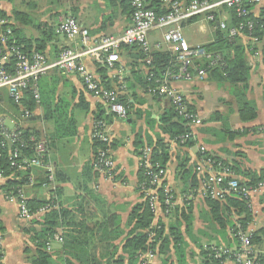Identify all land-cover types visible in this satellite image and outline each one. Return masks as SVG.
<instances>
[{"label":"crops","instance_id":"obj_1","mask_svg":"<svg viewBox=\"0 0 264 264\" xmlns=\"http://www.w3.org/2000/svg\"><path fill=\"white\" fill-rule=\"evenodd\" d=\"M107 5L106 0H24V10H21L18 5L16 6L15 0H0V11L10 17L14 28L19 30L25 42L31 43L32 49L37 48L36 41L41 38L46 26L53 29L55 37L46 43L44 52L49 61L53 62L64 49L77 51L81 48L79 40L70 41L58 32L59 23L68 16L74 17L89 29L91 45H96L102 36L123 33L130 25V17L121 13V9L112 10ZM263 8L264 0L260 6L252 10V14L259 16ZM15 12L24 13L29 18H14ZM110 16L114 17L113 23L107 22L104 26V21H109ZM198 24L203 23H188L187 26L184 24V31ZM201 28L203 29L195 34L202 35L207 41L195 44L196 37H191V43L205 46L214 39V31L206 24ZM160 37L161 35L156 32L151 35V41L155 42ZM241 41L245 45V56L250 68L246 97L256 105L257 119L249 123L240 120L237 90L227 83L216 82L210 78L204 82H173L172 86L184 95L189 105L203 120L202 126L192 128L193 147L180 145L163 133L161 120L165 112L171 108L170 101L148 95L144 86L148 77L147 66L135 57V53L125 49L120 52L115 69H106L108 78L106 83L115 85L123 81L128 87V92L123 96L127 103L128 118L119 120L109 115L106 110L109 117L106 122L113 140L112 154L116 171L114 181L103 178L94 170V177L88 179L86 176V168L91 167L96 152L92 139L95 113L99 108L104 110L105 108L86 90L79 75L52 69L42 77L39 82L40 103L32 111L30 118H26L23 109L13 103L6 89H0V122H3L10 131L20 129L36 131L41 134L42 141L51 138L48 157L57 175L56 188H60L59 204L76 215L74 222L82 221L90 226L105 221L107 215L118 217L123 235L114 244L118 250L117 256L125 257L123 253L125 238L135 225L131 221V214L135 206L143 202L138 190L140 155L135 146L136 139L140 136L145 143L149 138L164 139L170 156L165 168V183L174 192L176 207L182 208L184 203L192 201L191 235L185 233V226L182 227L188 243V264H201L203 258L199 245L215 244L219 240L226 245L232 243L229 232H226L225 238L222 239L216 231L219 227L208 221L209 209L205 200L196 191L202 177L198 170L203 165L201 147L206 148L207 153L221 161L239 164L242 170L255 172L264 170V54L260 50V55L256 56L249 48L250 42L244 38H241ZM83 61L101 80L102 67L95 64L90 57L83 58ZM59 111H63V115L65 112L69 115L68 121L70 118L74 121L73 134L69 131L64 136L59 135L54 125L55 120H48L50 112L59 116ZM212 118L217 120L211 121ZM229 133L238 135L230 138ZM34 175L40 180L44 176L39 169L34 171ZM9 180L10 176L0 177V232L4 239L3 248L0 250L2 256L0 264H33L37 248L32 241V234L33 229L39 228V225L34 223L35 221L41 223L43 215L28 220L20 216L19 203L10 202L5 197L4 188ZM38 184L39 182L24 188L27 200L49 201L53 194L48 188L39 187ZM86 188L100 198L101 205L92 199ZM263 194L264 188L249 194L254 217L249 229L253 232L264 228ZM187 197L189 199L185 200ZM157 214V217H161L167 225L166 218L159 212ZM60 235L56 234L51 239L52 249L48 251L52 253L55 261H59L63 256L64 261L68 257L63 255V239ZM213 241L215 242L212 243ZM254 250L258 254H264V240L260 245L254 246ZM169 254L171 261L177 264L174 250L172 249ZM165 257H157L152 264H162Z\"/></svg>","mask_w":264,"mask_h":264},{"label":"built area","instance_id":"obj_2","mask_svg":"<svg viewBox=\"0 0 264 264\" xmlns=\"http://www.w3.org/2000/svg\"><path fill=\"white\" fill-rule=\"evenodd\" d=\"M168 12L158 15L149 8L147 0H133L131 24L119 35L102 36L96 45H91L89 29L72 16L64 18L58 25V32L70 41L79 40L81 48L79 50L64 49L59 57L51 62L44 53L33 52L28 54L15 42H11L12 29L9 27L11 21L0 18V89H6L9 97L17 107L23 109L24 116L30 118L32 111L24 109L22 101L24 94L31 91L37 104L40 103L41 95L39 82L50 70L58 69L67 74H77L82 78L86 90L92 94L100 104L107 110L109 115H113L119 120L128 118V110L121 98L128 92V87L123 81L116 83L112 88L106 87L102 81L86 66L83 58L90 57L95 64L107 70H114L119 61L120 52L126 47L138 46L145 55L142 61L146 66H150L152 61L149 55L153 51H169L173 54L174 64L165 73L164 77L155 78L150 73L148 82L152 83L147 88V94L153 97H161L170 101L175 112L187 121L191 128L203 125L202 118L196 111L188 109V101L173 86V82L189 81L204 82L208 79L209 71L224 69L227 66L225 55L221 53H211L205 46L194 45L184 33V24L203 23L208 25L213 31L221 30L229 42L238 38H244L250 42L249 47L256 56L260 55L262 42L255 36L253 31L257 28L255 21L241 22L231 25L233 12L239 18H247L252 14V7L262 4L263 0H161ZM227 10V11H226ZM161 35L160 39L152 42L151 35L154 33ZM193 138L192 133L180 137V144H184ZM94 144L98 143L92 161L95 173L105 179L114 181L116 179L115 161L112 154V137L108 123L103 120L94 121L92 130ZM34 141V139L32 138ZM17 146V147H15ZM15 147V148H14ZM19 147H24L20 140L18 130H8L3 122H0V157L7 153L11 162V168L21 170H43L47 172L48 184L43 185L48 188L54 199L56 192V174L50 162L45 163L44 157L48 153L46 141L35 143V156L17 162L21 157ZM202 153L199 171L202 175L201 184L197 188V194L203 199L212 198L222 201L233 194L248 196L251 192L239 188L236 176L227 167L215 164L211 159L205 157L206 148L201 147ZM152 148L146 146L141 150L140 169L147 180L138 185V190L143 194L145 200L154 212V221L151 226L149 237L150 243L155 242L156 232L153 229H160L159 222L163 215L168 224L172 221V213L176 208L174 192L166 182V169L159 163L151 160ZM215 166L220 170L215 169ZM0 177H2L0 175ZM14 177V175H10ZM36 177L31 173L28 183L15 191L5 193V197L10 202H18L20 216L31 219L35 216L44 215L51 205L44 206L33 212L27 205V196L24 188L35 184ZM264 184L256 189L260 191ZM254 190V191H256ZM159 191H162L161 194ZM189 198H185L188 200ZM165 209H162L163 205ZM55 207V206H54ZM164 223V221H163ZM252 233L249 228L245 230L241 224H237L234 229L229 230L232 239L238 240L240 247H228L220 244L205 245L204 250L208 258L219 261V264H264L261 254L254 250L252 245ZM62 241V239L55 237ZM3 234L0 232V250L3 248ZM51 239L47 243V250L51 251ZM157 258V253L149 251L141 256V264H152Z\"/></svg>","mask_w":264,"mask_h":264},{"label":"trees","instance_id":"obj_3","mask_svg":"<svg viewBox=\"0 0 264 264\" xmlns=\"http://www.w3.org/2000/svg\"><path fill=\"white\" fill-rule=\"evenodd\" d=\"M149 8L154 10L158 15L166 14L168 12L167 8L163 5L161 0H147ZM107 6L109 9H121V13L130 17L131 24V15L133 13L132 2L133 0H106ZM254 9V7L252 8ZM227 11V10H226ZM14 18L24 19L26 16L24 13L15 12ZM0 18H4L10 21V17L7 16L4 12L0 11ZM255 21L257 23V28L253 31L254 35L259 37L260 41L264 40V8L260 10L259 16H255L254 13L247 18H239L233 12L231 25H237L241 22ZM114 17L110 16L109 21H104V26L107 22L112 24ZM9 27L12 29V36L10 37L11 42H15L22 51L32 54L33 52L44 53L46 43L51 41L55 37V31L46 26L44 32H42L41 38L36 41L37 48L32 49V45L29 42H25L21 38V33L19 30L14 28L13 23H10ZM48 28V29H47ZM205 48L211 53H221L225 55L227 62L226 68L215 69L209 71L210 80L227 83L231 87L236 88L237 94L236 98L239 104V114L240 120L243 123L253 122L257 119V107L253 102L248 101L246 97V91L248 90V81L250 75V68L245 56V45L241 41V38L236 39L233 42H229L226 39L224 33L221 30L214 31V39L212 42L205 45ZM261 48L264 54V41L262 42ZM127 51L135 53V57L143 61L145 55L138 46L126 47L124 48ZM45 54V53H44ZM152 63L150 66H147L148 76L151 74L155 78H163L165 73L168 72L172 67L171 64H174L173 54L167 50L165 51H153L149 55ZM102 75V83L108 87L112 88L114 85L109 82L106 76V68H102L100 71ZM152 83L145 80L144 86L146 89ZM122 102L127 108V103L124 97L121 98ZM22 105L30 111H34L37 107V102L35 101L31 91H27L24 94V99ZM63 105V104H62ZM61 106V104L59 105ZM188 109L194 111L193 108L188 104ZM63 110V109H62ZM63 112V111H62ZM59 111V116H55L54 112H50L48 120H55L56 132L59 135H66L70 131V134H73L74 130V121L70 118L68 121V114L63 115ZM109 117L106 114V110L99 108L95 113V121L103 120L108 121ZM217 120L212 118L211 121ZM162 122V131L164 134H167L170 137V140H173L177 143L180 142V137L192 133V128L187 125V121L180 117L177 112H175L174 107L171 106L169 110L165 112ZM228 130V129H227ZM20 133V140L24 143V147H19L21 151V157L17 159V162H22L25 158L30 159L35 156V143L41 141V134L36 131L29 130H18ZM193 134V133H192ZM238 134L229 133L230 138H235ZM34 139V141L32 140ZM194 138V137H193ZM193 138L180 144L187 147H193L194 142ZM50 137L46 139L47 147L49 148ZM99 144H95V150L98 148ZM135 146L141 155V150L146 146L152 148L151 160L153 163H159L162 168H166L168 161L170 160L169 148L161 137H157L156 140L149 138L145 143L143 139L138 136L136 139ZM17 147V146H15ZM14 147V148H15ZM207 159H211L215 164H220L222 167L229 168L234 175L236 176L239 188L246 189L250 192L259 188V185L264 184V170L260 172H255L252 170H242L240 165L235 162H224L221 161L209 153H205ZM44 162H50L48 153L44 157ZM215 169L220 170L219 167L215 166ZM37 170V169H35ZM35 170H21L11 168V162L7 153H4L0 157V175L2 177H9L14 175V177L9 180L5 185V193L15 191L18 188L25 186L28 183V178L31 173L34 174ZM42 179L39 178L35 180V184L39 182L38 186H43L48 184L47 172L42 170ZM86 176L88 179H91L95 176L93 172V167L86 168ZM242 177V179H238ZM57 180V175H56ZM146 179L143 170L140 169V180L139 184L143 183ZM59 191L60 188H56L54 199L49 201H40V200H26L28 207L36 212L40 208L51 205L48 211L43 215L42 222L35 221L34 224L39 225V228L33 229L32 241L36 245V254L34 256L33 264H141V256L149 251H154L157 253V257L166 256L162 260V264H174L171 261L170 252L173 249L176 256L177 264H188V243L185 240L182 227L185 226V233L191 235L192 226H193V214H192V201L184 203L182 208L176 207L172 213V221L169 225L163 223L160 220L159 225L160 229L155 230V242H149V232L154 221V212L149 204V200H145L143 194V202L133 209L131 214V221L135 223L133 229L129 232L128 236L125 238V244L123 247V253L126 255L117 256V249L114 244L122 235L123 231L119 227V218L116 216L107 215L103 222H96L95 225L90 226L85 222H74L76 215L67 209L62 208L59 204ZM88 194L97 201L99 205L102 204V201L99 197L93 195L88 191ZM161 194L160 201L162 202V191H159ZM205 203L209 209L207 212V219L214 226L219 227L216 231L223 239L225 238L226 232L234 229L237 224H241L245 230H247L250 224L253 222V212L251 207L250 196H243L233 194L228 196L226 199L219 201L212 198L204 199ZM163 205V204H162ZM55 206V207H54ZM262 214L264 216V194L262 195ZM162 209H165V206H162ZM78 212V211H77ZM76 212V213H77ZM84 221V220H83ZM62 231V232H61ZM149 231V232H148ZM56 234H61L63 239L62 251L63 255L68 257L62 261L64 256L60 260L55 261L52 253L47 250V243L49 239H52ZM98 235V237H97ZM98 238V239H96ZM232 239V238H231ZM264 240V228L258 230L257 232L252 233V245H260ZM216 244H222L220 240ZM228 247H240L238 240L232 239V243H227ZM201 249L202 262L201 264H219V261H215L212 258H208L204 250V246L199 245ZM100 250V253L98 251ZM264 259V254L261 256ZM2 259L0 253V261Z\"/></svg>","mask_w":264,"mask_h":264},{"label":"rangeland","instance_id":"obj_4","mask_svg":"<svg viewBox=\"0 0 264 264\" xmlns=\"http://www.w3.org/2000/svg\"><path fill=\"white\" fill-rule=\"evenodd\" d=\"M16 6H19V9L24 10V0H15ZM203 24H198L197 26H194L190 29H185L184 33L187 37V39L191 42V39L195 38V44H201L207 41V38L203 37L202 35L195 34L196 32L201 31L203 28H201ZM192 37V38H191ZM213 241L212 243H214Z\"/></svg>","mask_w":264,"mask_h":264}]
</instances>
